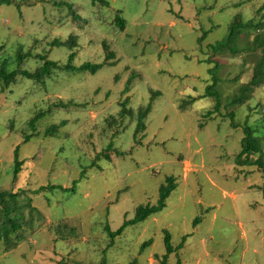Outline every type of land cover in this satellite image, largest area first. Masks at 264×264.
Here are the masks:
<instances>
[{"label":"rangeland","instance_id":"374dc122","mask_svg":"<svg viewBox=\"0 0 264 264\" xmlns=\"http://www.w3.org/2000/svg\"><path fill=\"white\" fill-rule=\"evenodd\" d=\"M107 1L0 5L6 70L32 71L43 53L64 64L75 52L73 69H52L39 81L18 76L0 92V189H24L19 202L39 212L22 223L15 247L0 242V264H163L164 229L180 245L167 264H264V141L249 155L262 166L236 162L243 126L254 135L262 127L264 84L245 102L232 101L262 53L252 39L264 26L228 36L235 16L264 21V0ZM71 34L72 46L50 43ZM103 41L113 57L94 73L78 70L105 60ZM19 45L30 56L18 65ZM207 86L220 96L216 111ZM125 98L132 114L120 113ZM148 102L136 130V111ZM16 145L23 162L13 181ZM168 176L175 184L164 206L111 239L105 227L114 231L137 205L156 204ZM42 185L53 187L38 191Z\"/></svg>","mask_w":264,"mask_h":264},{"label":"trees","instance_id":"16d2710c","mask_svg":"<svg viewBox=\"0 0 264 264\" xmlns=\"http://www.w3.org/2000/svg\"><path fill=\"white\" fill-rule=\"evenodd\" d=\"M93 4L99 3L101 5H108L109 2L107 0H91ZM12 0H0V5L3 3L9 4ZM76 16V15H75ZM233 21L229 25V31L228 36H231L232 34H239L240 31H243V28L246 27H252L254 25V28H258L261 26H264V21H257L255 24H252L251 20H247L243 22L241 20V17H233ZM115 24L120 28L124 29L125 27V19L119 15V13L115 14L114 17ZM241 28V29H240ZM253 43L255 45H260L262 53L259 55L258 59L256 60L255 64L252 68V74L250 78L242 82L239 86V94L232 96L233 102H239L243 103L247 99L251 97V94L255 87H259L262 84H264V36L253 37ZM223 40L217 41L214 44H211L212 51L214 52L216 49L222 48L223 46ZM51 45L55 44H67L72 46L75 44V36L68 35V37L65 40H58L53 39L51 42ZM102 46L107 49V52L105 53V60L101 63H91L89 61L81 63L79 66H77L78 70H89L90 72L94 73L101 65L107 61L108 58L113 57V52L111 50H108L107 44L103 41ZM2 48V45H0V50ZM27 56H30V53L28 51L24 52L22 49V46L19 45L18 52L16 54V60L17 64L19 65ZM38 57L42 62L41 64L36 67L34 70L30 71L24 68H14L12 70H6L5 69V60L0 64V92L4 91V89L8 88L10 84L15 83L17 81L18 76H24L33 80H42L45 76L49 75L51 73L52 69H73V65L71 64L72 59L75 56V52L72 51L68 54V60L66 63L61 64L56 60H52L47 58L46 54H37L35 55ZM134 77V73H131L130 76L126 80V84L122 92H127L130 88V83L132 78ZM210 88L212 85H209ZM209 86H207L208 92L215 95V105H214V111L218 109L219 103H220V96L219 94H216L215 92L209 91ZM156 94V92H152V96ZM127 99L125 98L120 102V113H133L130 108H126ZM151 108V102H148L145 106L139 107L136 111L137 116V124H136V130H138L141 127H144V124L142 123L143 118L149 112ZM211 113V112H210ZM43 114V112H39L35 114L33 117H31L28 120V125L31 129H34V125L36 120ZM57 125H51L49 126L45 133H49L55 130ZM244 136L241 139V149L236 155V162L239 164L246 163V164H257L259 166H262V161L258 157L254 160H251L249 158V155L252 153H260L262 150V140L264 141V120L262 123V127L260 131H258L257 135H254V130L249 126L246 125L243 126ZM30 135L25 134L24 140H26ZM18 145L15 146L13 149V181H16L17 175L19 171L21 170V164L22 160L19 159L18 156ZM105 155L108 157V153H105ZM244 156V158H242ZM260 156V155H259ZM264 168V167H262ZM175 184V180L172 176H168L165 178V182L160 185L159 187V197L156 202V204H139L135 208V212L132 218L130 219H124L122 224L114 231H111L108 227H105L108 235L111 237V239L120 234L122 230L128 225V224H134L136 222L142 221L145 219L148 215L160 210L164 206V201L166 197L169 195V193L173 190ZM53 187V185H42L38 188V191ZM24 189H18L16 191L14 190H7V189H0V242L4 244L5 249H10L16 246L19 239V233L18 230L21 228L22 223L26 222L28 224H31L34 218V214H39L37 211V208L31 204V201L21 203L19 202L18 196L19 192H23ZM264 191V188H263ZM28 208V218L25 220L23 215V208ZM20 212L21 215H17V212ZM38 212V213H37ZM200 218L196 217L194 221H199ZM170 233L164 229V236H163V242L165 247V253L163 254V258L161 262L163 264H167L166 258L169 253L176 250V248H179V246L173 247L170 240ZM150 240L145 241L142 244V248L145 247L146 244H149ZM102 262L98 264H104L103 260ZM179 260L176 264H179ZM58 264H63L62 261H58ZM128 264H136V261L133 260L129 262Z\"/></svg>","mask_w":264,"mask_h":264}]
</instances>
